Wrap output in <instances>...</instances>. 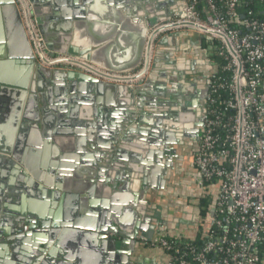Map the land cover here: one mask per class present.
I'll use <instances>...</instances> for the list:
<instances>
[{"label": "water", "instance_id": "95a60500", "mask_svg": "<svg viewBox=\"0 0 264 264\" xmlns=\"http://www.w3.org/2000/svg\"><path fill=\"white\" fill-rule=\"evenodd\" d=\"M29 2L49 50L84 58L120 74L133 73L140 68L150 26L175 17L191 18L183 0ZM185 40L203 43V38L193 33L167 36L158 44L153 67L162 59L166 46H179ZM151 79L150 76L143 87L131 90L81 73L50 71L37 66L14 0H0V213H3L0 264L2 251L12 256L5 264L45 263L55 257L53 245L57 238L64 240L75 235L100 240L108 249L105 264H127L135 248L144 247V243L157 235L186 227L182 218L165 231L159 228L160 233L155 235L156 230L148 224L149 220L142 224L147 208L154 209L156 203L168 204L159 163L164 147L157 131L150 129L152 118L146 115L145 100ZM115 94L121 97V107L112 102ZM38 130H42L41 136L35 138L44 145L43 164L50 160L47 143L57 137L65 141L74 139L78 142L77 154L91 155L86 161L72 160L79 162L81 168L94 163L95 158L101 165L113 159L117 170L114 185L122 193L117 197V207L111 206L110 198L101 204L92 200L89 206L93 217H87L91 212L88 204L76 205L77 197L68 195L69 182L55 184L30 168L27 160L32 158V149L29 153L25 146ZM87 142L95 152L89 153L83 147ZM52 149L53 156L58 157L59 149ZM95 173L92 169L83 175L90 181L94 180ZM9 175L11 182L6 183ZM7 185L15 186L16 190L8 189ZM150 189L155 190V194L150 193ZM5 191L20 193L24 201L13 221L8 205L14 201V196L9 195L5 204ZM26 202L29 203L27 209ZM187 208L185 211L192 215L193 207ZM79 209L87 213L81 215ZM210 211L213 215L215 200ZM8 221L12 222V232L4 225ZM175 224L180 228L176 229ZM21 244L23 249L28 244L34 247L30 257L22 253Z\"/></svg>", "mask_w": 264, "mask_h": 264}, {"label": "built area", "instance_id": "2783aa9c", "mask_svg": "<svg viewBox=\"0 0 264 264\" xmlns=\"http://www.w3.org/2000/svg\"><path fill=\"white\" fill-rule=\"evenodd\" d=\"M191 18H172L149 27L140 68L110 72L88 60L52 52L44 42L29 0H14L35 64L50 71L77 72L131 90L148 81L158 44L167 36L203 38L213 67L209 118L195 165L205 195L215 194V211L201 225L204 240L164 233L150 249L167 264L264 263V20L248 0H183ZM263 1V0H262ZM217 58L218 60H214ZM220 61V62H219Z\"/></svg>", "mask_w": 264, "mask_h": 264}, {"label": "flooded vegetation", "instance_id": "af4514ba", "mask_svg": "<svg viewBox=\"0 0 264 264\" xmlns=\"http://www.w3.org/2000/svg\"><path fill=\"white\" fill-rule=\"evenodd\" d=\"M173 49L163 54L152 69L148 99L145 100L146 115L152 118L150 129L157 131L164 147V155L159 163L166 187L175 192L183 189L187 183L197 199L201 176L194 160L209 118L208 95L213 67L205 54L204 43L189 41ZM161 189L160 184L159 191ZM154 191L150 193L155 194ZM160 209L159 205L155 209H146L145 222L149 220L148 224L151 225L156 221L153 226L155 235L160 233L159 228L167 230L170 223ZM144 245L132 252L129 257L133 259L129 263L167 264L163 256L156 255L157 252L150 249L149 241Z\"/></svg>", "mask_w": 264, "mask_h": 264}, {"label": "crops", "instance_id": "0c3cea01", "mask_svg": "<svg viewBox=\"0 0 264 264\" xmlns=\"http://www.w3.org/2000/svg\"><path fill=\"white\" fill-rule=\"evenodd\" d=\"M190 40H185L181 44H184L186 42H189ZM197 42V41H195ZM174 47V46H173ZM171 45L166 46L164 48L163 54L167 51L174 50ZM51 87L54 89V86L51 85ZM119 94H115L112 97V102H114V105L116 107H121V99ZM105 107V106H104ZM111 108V107H110ZM42 129V127H40ZM42 130H38L37 134L33 136V139L29 141V145H26L25 148H27V151L29 152L31 149L32 158L31 160H27V162L30 165V168H32L35 172H37L39 175L50 178L54 181V183H59L60 185H64L67 182H69V196L77 197V203L76 205L81 206L82 203L87 205L88 204V211L90 212L92 209L89 206V203L93 200L95 203L101 204L102 202H105L109 198L111 199L109 202H112L111 206L117 207V197H119L122 193L118 191L117 187L114 185V175L117 173V170L113 167V159L108 160L109 163L106 165L99 162L96 158L94 159V163L90 165H84L81 168V165H79V162L76 163L74 160H80V161H86L91 158V155L86 156L82 153L77 154L76 148L78 147V142L74 139H71L70 141L60 140L57 137V140H53V142L47 143V147L49 148V159L48 161H45L46 163L43 164V155L44 153V145L40 140H36L35 137H40V132ZM56 136V135H55ZM40 139V138H39ZM31 143V145H30ZM52 147H55L59 149V156L54 157L53 156V149ZM89 151L95 152L94 149L91 148L89 142H87L85 145H83ZM105 152V151H103ZM30 153V152H29ZM99 153H101L99 151ZM29 156V154H28ZM48 156V153H47ZM78 157V159H76ZM48 159V157H47ZM101 161H104V159H100ZM53 162L57 163V165H54ZM109 165V166H108ZM92 169L96 170L94 180L86 181L88 179V176L83 173H89L92 171ZM81 173V174H80ZM83 175V176H82ZM118 175V174H117ZM13 176V175H12ZM116 176V175H115ZM15 178V176H13ZM8 179V180H7ZM6 179V183L11 182V176ZM111 179L112 182L109 181ZM191 182V181H190ZM190 182H188L190 184ZM7 188L10 190H16L15 186H9L7 185ZM178 190V191H177ZM175 192L174 190L172 195L168 198V204L166 206H162L161 204L156 203L154 206V209L157 208L159 205L161 207V212L163 211V214L166 216L167 212L169 213L166 218L170 221L167 224V228L170 224L177 223L182 218H185V228L173 231L172 233L182 236H187L189 238H196L197 234L199 232V229L201 225H205V223H209L213 217L211 215V206L214 202V196L217 193V190H213V195H205L202 190L200 189L202 193H199L197 196L198 198L201 197H207L211 196L210 205L207 208L208 209V215L204 216L205 207H202L203 205V199L196 200V202L190 203V201H193V199H190V197L194 194L191 189L189 188L188 184L186 183V186L183 187V189H177ZM131 194V193H130ZM13 197L14 201L11 200L9 202V212L12 216V221L15 218L16 212L21 210L23 208V200L22 196H20V193L14 194L9 191H5L4 193V203L6 204V198L7 197ZM27 198H29L28 195H26ZM172 196V198H171ZM157 197H161L159 194H157ZM196 197V196H195ZM19 201H17V199ZM114 204V205H113ZM29 205V203L26 202L25 208ZM13 207V209H10ZM193 207V216L191 214H188L185 210V208ZM98 208V207H97ZM97 208L95 211H97ZM187 208V209H188ZM27 209V208H26ZM101 210V209H99ZM80 213H87L86 211L80 210ZM1 212V211H0ZM93 211L90 213H87V217L91 216ZM94 213V212H93ZM96 213V212H95ZM98 214V213H97ZM3 218V213H0V224L2 223L1 220ZM10 219V221H11ZM5 222L4 225L7 230L14 231V228L12 227V222ZM145 222V220L142 221V224ZM180 224V223H179ZM176 225V229L180 228L178 224ZM151 228H153V225L151 224ZM169 230V229H168ZM168 232V231H167ZM170 234V232H168ZM83 237V236H82ZM57 238L55 244L53 245V248L55 250V257L49 259V261H46L45 263L41 264H105V256L108 255V249H105V245L100 240H93L89 238H79L78 236H70L67 237L64 240H61ZM21 244L20 248H22V253L27 256L26 258L30 257L31 252L30 250H33V246L28 244L24 245L25 249L22 247ZM19 248V249H20ZM137 249V248H135ZM158 254V253H157ZM11 255L7 256L6 253L2 251L1 254V262L2 264L7 263L8 261L12 260ZM68 257V259L66 258ZM51 260V261H50ZM132 260V258L130 259ZM131 264V263H128ZM264 264V263H263Z\"/></svg>", "mask_w": 264, "mask_h": 264}, {"label": "trees", "instance_id": "16d2710c", "mask_svg": "<svg viewBox=\"0 0 264 264\" xmlns=\"http://www.w3.org/2000/svg\"><path fill=\"white\" fill-rule=\"evenodd\" d=\"M247 9H253L255 11V17L260 20H264V0H248V5L245 9H243L244 14L248 11ZM205 45V44H204ZM214 60H218L217 58H214ZM220 62V61H219ZM211 196L205 197L203 199V205L202 207H205L204 216L208 215V207L210 205ZM203 236V230L199 229V232L197 234L196 243L201 244L204 240L201 239Z\"/></svg>", "mask_w": 264, "mask_h": 264}, {"label": "rangeland", "instance_id": "374dc122", "mask_svg": "<svg viewBox=\"0 0 264 264\" xmlns=\"http://www.w3.org/2000/svg\"><path fill=\"white\" fill-rule=\"evenodd\" d=\"M178 191V190H177ZM172 193H173V191H172V189H169V188H167V192H166V194H167V198H169L170 197V195H172ZM199 193H202L201 191H199ZM171 198H172V196H171ZM201 198H204L205 199V197H201ZM201 198H198V199H196V197H195V195L193 194L191 197H190V199H193V201H190V203H193V202H196V200H200ZM195 199V200H194ZM168 212H167V214H166V216L164 215V217L166 218L167 216H168ZM156 255H158V256H163L164 257V255H162V254H156Z\"/></svg>", "mask_w": 264, "mask_h": 264}]
</instances>
